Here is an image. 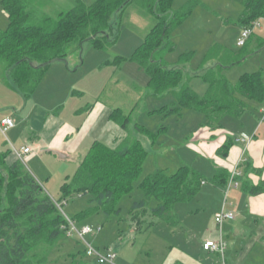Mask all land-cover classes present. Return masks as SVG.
Returning a JSON list of instances; mask_svg holds the SVG:
<instances>
[{
	"label": "trees",
	"instance_id": "trees-1",
	"mask_svg": "<svg viewBox=\"0 0 264 264\" xmlns=\"http://www.w3.org/2000/svg\"><path fill=\"white\" fill-rule=\"evenodd\" d=\"M38 0H3V9L9 16V27L0 32V64L4 67L3 81L30 96L38 89L47 70L57 61H67V49L75 42H91L98 50H107L119 39L114 32L112 19L119 18L127 8L139 0H96L88 4L77 0L75 7L50 16L35 7ZM174 0H142V5L156 19V25L146 35L144 42L135 50L130 60L143 69L148 77L149 93L156 98L173 95L176 106L170 111L181 113L192 110L203 114L210 127H221L228 121L242 118L252 104H264L263 73L243 75L232 85L224 75L226 69L240 64L244 58L219 45L207 53L204 64L217 63L203 75L185 80L186 64L194 52L184 53L179 62L171 66L166 56L176 49L174 32L194 11L202 5L201 0H188L177 11L172 8ZM241 16L244 27L264 18V0H246ZM224 55H220V54ZM124 58H117L120 64ZM200 77L208 85L201 96L191 86L193 78ZM168 113V108L161 109ZM120 109L112 113V120L128 131L132 115ZM137 134L148 138L155 146L156 135L145 127L135 124ZM236 138L229 136L217 155L229 156ZM149 151L143 142L131 136L115 148L95 142L81 162L76 173L67 178L61 187V198L67 204L76 197L90 196L95 205L71 218L78 225L98 211L106 215H120L119 197L132 193L134 183L140 179ZM0 264H46L52 251L63 239H69L64 228L65 217L55 200L48 195L37 179L21 161L6 166L0 159ZM230 172L220 168L211 184L225 189ZM239 177L235 179L238 180ZM207 180L191 166H181L176 173L168 174L159 169L147 176L139 185L144 199L135 202L131 218L138 230L145 226L148 213L164 219L169 225L179 226L175 212L178 204L195 200ZM242 187L252 196L264 194V182L254 185L246 180ZM152 201L156 205L150 207ZM155 225L150 222V226ZM83 251L71 257L70 264H88ZM89 258V257H88Z\"/></svg>",
	"mask_w": 264,
	"mask_h": 264
},
{
	"label": "rangeland",
	"instance_id": "rangeland-1",
	"mask_svg": "<svg viewBox=\"0 0 264 264\" xmlns=\"http://www.w3.org/2000/svg\"><path fill=\"white\" fill-rule=\"evenodd\" d=\"M76 1L38 0L35 7L45 14L56 16L61 11L72 9ZM95 1L86 0L88 4H93ZM141 2L142 0H139L130 5L120 18L117 15L113 17L112 25L114 32H118L119 39L111 48L98 50L91 42H75L67 49V62L72 66L77 64L75 69L71 68L75 73L71 77L74 88L83 93H98L100 99L122 108L126 115L134 110L132 123L128 128L129 134L132 138L140 139L149 151L143 173L134 183L132 193L119 197L120 215L108 216L98 211L86 219L84 224L96 231L94 235L88 237L95 247L103 253L114 250L118 254L115 264H170L174 256L170 247L179 245L181 250H185L184 247L188 248L194 242L193 236L186 230L193 222L191 221L193 215H200V218L195 221H201L197 227L203 226L211 215L215 214L217 204L230 202V199L228 200V194L218 192L213 196L201 194L192 202L178 204L175 208L180 221L178 232L177 226L169 225L164 219L150 213L145 217V226L142 230H138L132 221L131 213L134 203L144 199V193L139 185L150 174L159 169L166 170L168 174H174L185 165L198 170L196 166L203 164L207 167L203 173L207 180V187L204 188L206 189L212 185L210 180L213 177L210 176V172L212 167L217 165L216 161L202 158L199 160L196 155L198 150L195 140L203 131L202 125L207 126L206 117L192 110L170 113L169 110L176 106L174 96L168 95L164 98L152 96L147 87L149 84L147 73L130 60L135 50L144 42L146 35L156 25L155 17ZM187 2L188 0H174L172 8L174 11L180 10ZM201 2L202 5L174 32L176 49L165 58L173 66L179 62L184 53L194 52L192 61L186 64L185 80L191 76L203 75L207 69L217 64L214 62L204 64L207 53L213 45L220 44L226 50H243L237 46L236 39L237 34L242 32L243 23L240 19L244 1L201 0ZM2 3L3 0H0V32L6 31L10 23ZM251 50L250 48L245 51V56L251 53ZM117 58L125 60L115 64ZM262 69H264V55L248 57L241 64L228 70L227 80L237 84L243 75L258 73ZM3 74L4 67L0 64L1 78ZM7 79L2 81L5 86H8ZM202 85L201 80L194 82L195 89L199 92L203 89ZM88 100L89 97L83 96V103ZM162 108H168V113L162 112ZM135 124L145 127L150 133L156 135L155 146H152L148 138L137 134ZM26 168H32L30 163L26 165ZM48 190L53 198L59 199V189L53 191L48 188ZM91 199L90 196L76 197L65 206L64 211L68 217L73 218L95 207ZM155 205V201H152L150 207ZM150 222L155 225L149 227ZM99 228L101 231L97 232ZM199 230L193 231L198 235L202 234ZM82 251V242L77 236L65 238L52 251L46 264H70L71 257ZM85 261L88 264H97L95 259L88 257Z\"/></svg>",
	"mask_w": 264,
	"mask_h": 264
},
{
	"label": "crops",
	"instance_id": "crops-1",
	"mask_svg": "<svg viewBox=\"0 0 264 264\" xmlns=\"http://www.w3.org/2000/svg\"><path fill=\"white\" fill-rule=\"evenodd\" d=\"M244 2L242 14L245 11ZM4 12L9 18L7 12ZM243 28L244 26L241 29ZM239 36L240 32L237 39ZM216 45L223 47L220 44ZM250 48L252 52L245 56V51ZM230 51L239 54V58H244L243 60L264 55V18L261 27L252 35L243 50ZM76 67L77 64L72 66L67 61L53 63L38 89L30 96L12 89L9 85L5 86L0 77V121L9 117L16 123L6 135L0 131V159L6 166H12L20 161L14 148L20 150L23 147H30L32 152L24 156L21 162L25 167L30 163L32 168L27 170L48 195H50L48 188L53 191L59 189V199L61 187L67 178L76 173L95 142H102L115 148L130 136L129 129L124 130L111 118L117 109L126 114L122 108L104 102L98 93H83L74 88L71 77L75 73L71 68ZM231 69L224 71L226 78L228 70ZM261 72L264 80V69ZM196 80L201 78H193L191 86L203 96L208 85L201 80L203 89L199 92L194 86ZM83 96L89 97L85 103L82 101ZM202 128L199 138L195 140L198 150L196 155L199 160L216 161L217 165L212 167L210 176L214 178L220 168L227 169L232 175L236 167L240 175L232 184L230 177L225 189L213 184L210 188L204 189L207 187V182H204L199 195L213 196L218 192L225 193L228 194L230 202H224L222 205L219 202L215 214H212L203 226L197 227L201 221H195L200 215H193L192 228L190 226L186 230L193 236L194 242L191 246L188 244V248L184 247L185 250H181L179 245L170 247L174 254L170 264H264V194L252 196L242 187L246 180L254 185L264 182V104H252L242 118L228 121L219 128L210 127L208 123L206 127L202 125ZM243 135L251 140H241ZM229 136L235 137L236 143L227 158L220 157L217 151ZM196 168L201 174L207 169L203 164ZM54 181L56 182L53 185ZM227 212H233L235 218L225 219L221 224L217 223V216ZM176 230L177 232L180 230L178 226ZM193 230L202 231V234L198 235ZM218 240L225 243L224 255L203 249L205 242Z\"/></svg>",
	"mask_w": 264,
	"mask_h": 264
},
{
	"label": "built area",
	"instance_id": "built-area-1",
	"mask_svg": "<svg viewBox=\"0 0 264 264\" xmlns=\"http://www.w3.org/2000/svg\"><path fill=\"white\" fill-rule=\"evenodd\" d=\"M261 22V19H259L251 23V25L243 28L236 42L239 48H244L247 45L249 39L252 37V35H254L255 31L261 27ZM15 126L16 123L12 118L6 117L0 121V131L4 135H6ZM241 140L250 141L251 139L248 136L243 135ZM237 141H239V139H237ZM14 152L16 153L18 159L22 161L24 156H28L32 150L30 147H23L20 150L14 148ZM239 175L240 174H238L236 167L232 173L231 184L235 182L236 177ZM55 203L67 221V225L64 227L67 231V235L69 237L77 236L79 238L85 247L87 256L91 259H95L97 264H115L118 254L114 250H107L105 253H103L89 241L88 237L94 235L96 231L89 225H78L74 220L68 217L64 211V208L67 205L66 201L59 202L55 200ZM234 218L235 214L233 212H227L217 216L216 221L217 223L221 224L225 219ZM100 231L101 229L99 228L97 232ZM203 249L211 253L224 255L226 246L223 240L207 241L203 244Z\"/></svg>",
	"mask_w": 264,
	"mask_h": 264
},
{
	"label": "bare ground",
	"instance_id": "bare-ground-1",
	"mask_svg": "<svg viewBox=\"0 0 264 264\" xmlns=\"http://www.w3.org/2000/svg\"><path fill=\"white\" fill-rule=\"evenodd\" d=\"M224 236V235H223Z\"/></svg>",
	"mask_w": 264,
	"mask_h": 264
}]
</instances>
